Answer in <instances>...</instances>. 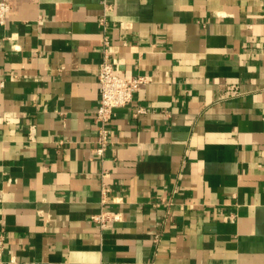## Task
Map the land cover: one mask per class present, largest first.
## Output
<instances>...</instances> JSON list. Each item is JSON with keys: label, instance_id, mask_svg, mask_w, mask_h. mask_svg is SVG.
<instances>
[{"label": "crops", "instance_id": "0c3cea01", "mask_svg": "<svg viewBox=\"0 0 264 264\" xmlns=\"http://www.w3.org/2000/svg\"><path fill=\"white\" fill-rule=\"evenodd\" d=\"M8 1L4 264H264V0H107L106 28L103 0ZM105 38L117 73L149 80L102 158Z\"/></svg>", "mask_w": 264, "mask_h": 264}, {"label": "built area", "instance_id": "2783aa9c", "mask_svg": "<svg viewBox=\"0 0 264 264\" xmlns=\"http://www.w3.org/2000/svg\"><path fill=\"white\" fill-rule=\"evenodd\" d=\"M104 13L101 17V24L106 28L107 18L106 12L110 8L107 0H103ZM11 9V4L8 0H0V25H4L8 19V14ZM104 59L99 65L98 83L100 99L97 109L94 112V120L98 130L96 140L95 154L104 157L106 149L110 143V129L108 124L112 121L115 115V109L129 105L135 96V93L149 80L145 75H121L117 73L116 65L113 57L110 54L109 41L104 40ZM144 106H139L135 114L145 112ZM108 175L107 170L102 171V178ZM109 190L106 182L102 181V192L107 193ZM171 200L170 203L171 204ZM101 227L106 226L110 222L119 221L122 219L121 214L116 211L102 210L100 213L93 216ZM5 241L3 234L0 235V264H4Z\"/></svg>", "mask_w": 264, "mask_h": 264}]
</instances>
